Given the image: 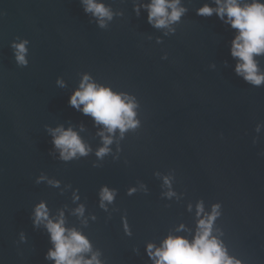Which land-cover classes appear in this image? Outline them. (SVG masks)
Returning <instances> with one entry per match:
<instances>
[{
  "label": "water",
  "instance_id": "obj_1",
  "mask_svg": "<svg viewBox=\"0 0 264 264\" xmlns=\"http://www.w3.org/2000/svg\"><path fill=\"white\" fill-rule=\"evenodd\" d=\"M103 2L113 12L105 28L82 0H0V264H55L44 258L50 234L33 223L40 202L102 264H154L150 243L191 240L220 204L213 234L242 264H264V86L235 72L237 30L196 14L214 0H182L174 33L148 23L150 0ZM18 37L31 41L27 67L14 57ZM85 74L133 100L136 128L109 133L70 106ZM60 126L87 155L60 158L51 134ZM101 133L112 139L103 157ZM105 186L116 194L102 207Z\"/></svg>",
  "mask_w": 264,
  "mask_h": 264
},
{
  "label": "clouds",
  "instance_id": "obj_2",
  "mask_svg": "<svg viewBox=\"0 0 264 264\" xmlns=\"http://www.w3.org/2000/svg\"><path fill=\"white\" fill-rule=\"evenodd\" d=\"M82 3L84 12L90 13L101 28H105L107 21L112 20L113 12L103 0H82ZM214 4L215 7L203 5L197 9L196 14L203 17L215 14L237 30L231 47V55L237 60L235 72L252 86H264V70L258 59L264 58V0H214ZM140 7L137 5L135 8L138 15ZM142 7L148 12L147 21L150 25L157 29H168L172 33L175 32L172 25L178 23L188 11L182 5V0H150V3ZM17 40L19 42L13 41L11 45L15 60L19 67H27L30 63L27 56L31 41L19 37ZM163 59H167V56ZM58 83L64 86L62 80ZM69 104L83 114L91 115L109 133H114L119 128L123 134L139 124L135 119L137 105L133 100L110 86L98 84L89 74L83 76L79 88L70 97ZM262 127L264 123H258L256 131L259 132ZM51 134L52 144L60 150V158L64 161H69L78 154L85 156L90 151L72 128L64 129L60 126L51 130ZM101 135L105 146L98 150L97 156L103 157L109 151L107 146L112 143V139L104 136V133ZM132 191L135 189L130 190L129 194ZM115 194V190H109L105 186L101 190V206H104V201L112 202ZM220 207V204L214 205L211 214H205L198 220L196 234L191 240L184 236L169 235L159 247L150 243L147 246L149 258L154 264H242L241 260L229 255L223 241L213 234L214 221L221 214ZM76 211L83 215L84 207L81 206ZM202 213L204 208L201 203L197 206V215ZM33 223L36 227L43 224L50 234L53 247L45 254L46 260H54L55 264H102L99 253L92 252L89 239L75 228L66 227L62 212L58 217L52 218L46 203L40 202L35 207ZM125 227L127 228V223ZM88 253H92L90 259L86 258Z\"/></svg>",
  "mask_w": 264,
  "mask_h": 264
}]
</instances>
